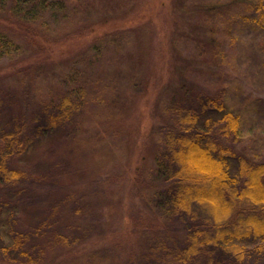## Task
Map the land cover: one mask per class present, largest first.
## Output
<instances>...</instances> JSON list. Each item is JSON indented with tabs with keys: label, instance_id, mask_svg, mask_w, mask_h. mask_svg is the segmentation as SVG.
I'll use <instances>...</instances> for the list:
<instances>
[{
	"label": "trees",
	"instance_id": "1",
	"mask_svg": "<svg viewBox=\"0 0 264 264\" xmlns=\"http://www.w3.org/2000/svg\"><path fill=\"white\" fill-rule=\"evenodd\" d=\"M238 1L195 3L191 7L184 0H153L149 5H133L117 19L118 24L134 28L131 31L137 48L136 54H130L129 58L125 54L120 61L147 62L149 66L137 100L130 106L118 105L120 115L113 117L105 129L101 121L98 126L101 136L111 129V132L129 131L131 139L140 133L137 154L134 161L124 162V173L121 170L113 175L104 186L97 185L96 179L87 180L86 184L71 181L64 185L59 177L55 188L39 169L43 162L39 161L30 171L18 165V161L54 144L68 129L76 131L80 126L77 117L87 108L90 94L84 86L76 84L53 99L36 97V64L68 56L82 47L83 41L73 35L62 44L39 35L30 21L14 17V14L19 16L15 11L22 1L11 0V16L0 13V25L7 26L13 34L0 31V61L23 54L16 39L31 49L26 58L0 71V80L15 72L20 77L15 86L0 87V264H50L58 260L51 258L54 255L70 258L76 253L80 256L84 251L79 249V238L72 237L64 226L65 212L71 208L65 203L80 193L85 199V196L95 197L100 203L104 197H115L118 191L124 190V198L115 202L111 199L108 206L114 212L116 208H125L129 238L136 231L154 229V226L167 229L157 218L143 219V212L130 208L128 203L135 198L133 191L142 190L149 182L144 169L148 161L144 160L152 146L151 134L146 135V128L152 123L154 127L159 125L162 136L156 174L164 179L163 216L168 223L182 221L185 238L182 245L174 247L162 239L153 248L151 257L157 255L161 257H156L157 261L173 264H244L252 253L264 252V160L256 162L239 147L243 141L242 119L226 99V90L212 91L185 80L188 62L176 48L177 36L183 35L178 17L190 11L209 19L208 46L223 52L213 26L224 22ZM4 2L0 0L3 9ZM255 7L253 3L252 8ZM260 8L257 5V10ZM145 33H148L150 52L143 47ZM225 33L232 36L230 28ZM99 41L91 49L97 56L105 49V42ZM214 55L217 57L218 53ZM177 83L191 84L187 91L180 88L158 112V93H166ZM98 141L83 137L81 141L66 143V154L69 159L75 154L84 159ZM64 162L71 168L75 161ZM89 162L95 176L103 174L108 167V161ZM46 199L52 200L50 205L45 204ZM113 259L118 261L117 257ZM122 261L135 263L132 255Z\"/></svg>",
	"mask_w": 264,
	"mask_h": 264
},
{
	"label": "rangeland",
	"instance_id": "2",
	"mask_svg": "<svg viewBox=\"0 0 264 264\" xmlns=\"http://www.w3.org/2000/svg\"><path fill=\"white\" fill-rule=\"evenodd\" d=\"M20 1L24 4L20 2L21 6L15 11L19 16L14 14V17L27 23L30 21L39 35L62 41V44L73 35L83 41L82 47H78V50L68 56L36 64V97L53 99L59 93L70 91L76 84L84 86L90 96L87 108L77 117L80 126L76 131L68 129L54 144L46 145L30 158H22L18 165L33 171L32 167H36L39 161L43 162L39 169L43 176L53 182L51 185L55 188L59 177L64 185L71 181L74 184H86L87 180L96 179L97 185L102 183L104 186L113 175H117L121 170L122 173L125 172L122 167L124 162L127 164V161H134L141 135L131 133V139L129 131L111 132V129L105 136H101L99 122L104 123L105 129L113 117L120 115L118 105L130 106L137 100L142 94V82L149 66L147 62L120 61L125 54L128 58L130 54H136L137 48L134 43L135 34L131 31L134 28L123 23L118 24L117 19L133 5H149L153 0ZM217 1L230 0H184V3L193 7L195 3ZM253 3L256 4L254 9ZM49 4L52 6L47 8ZM234 5L236 6L231 9L227 19L216 24V27L213 26L223 52L212 50L208 46L207 40L211 35L207 24L209 19L204 14L195 15L190 11L185 16L178 17L183 35L177 36L176 48L180 56L188 62L185 80L194 81L212 91L226 90V99L240 112L242 119L243 141L239 147L258 162L264 160V0H239L238 4ZM257 5L261 6L260 10H257ZM3 6L4 9L0 7V13L11 16V0H6ZM88 26L91 27L85 28ZM228 28L231 29L232 36L225 33ZM0 31L12 34L5 25H0ZM145 37L143 47L150 52L152 50L148 33H145ZM99 40L105 42V49L97 56L91 49L99 45ZM16 43L24 55L15 59L4 57L0 61V71H5V67L10 64L14 66L29 55L31 47L19 39H16ZM215 52L218 53L217 57ZM19 78L16 72L7 74L5 80H0V87H13ZM189 84L191 83L183 86L182 83H177L166 93H158V112L171 102L180 88L187 91ZM148 125L146 135L151 134L152 146L144 160L148 161L144 169L149 182L142 190L133 191L135 198L132 203H128L130 208L136 207L143 212V219L157 218L167 229L153 225L154 229L136 231L135 236L129 238L128 228L125 226V208H116L114 212L113 208L108 206L111 199L115 202L124 198V190L118 191L115 197H104L100 203L95 197L85 196V199L81 193L76 194L65 203L71 208L69 212H65L67 218L64 226L72 237L76 235L79 238V249L84 252L80 256L73 253L70 258L54 255L51 258L58 260H50L53 262L50 264H124L122 259L128 260L131 255L134 264H173L162 263L157 261V258L161 257L150 255L162 239H165L168 246L182 245L185 225L179 220L168 223L163 216L165 185L162 184V176L156 174V157L162 141L161 128L159 125L154 127L153 123ZM83 137L99 140L98 144L92 146L89 156H84L85 160L79 154L69 159L65 144L81 141ZM48 161H51L50 164ZM64 161L75 162L70 168ZM89 161H108V167L103 174L95 176ZM85 171L87 172L84 175ZM44 189L47 190V187ZM69 192H72V189ZM57 198L62 199V196ZM51 201L46 199L45 204L50 205ZM114 257H117L118 261H115ZM66 258L67 260L63 261ZM244 264H264V252L258 255L252 253Z\"/></svg>",
	"mask_w": 264,
	"mask_h": 264
}]
</instances>
